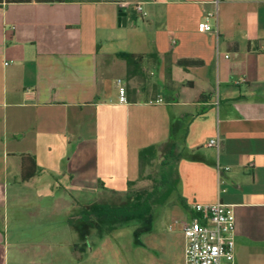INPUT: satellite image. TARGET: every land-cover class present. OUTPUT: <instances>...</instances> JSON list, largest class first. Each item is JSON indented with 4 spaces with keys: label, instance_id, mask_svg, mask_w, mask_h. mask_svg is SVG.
I'll return each instance as SVG.
<instances>
[{
    "label": "crops",
    "instance_id": "0c3cea01",
    "mask_svg": "<svg viewBox=\"0 0 264 264\" xmlns=\"http://www.w3.org/2000/svg\"><path fill=\"white\" fill-rule=\"evenodd\" d=\"M213 1L0 6V264L26 261L2 253L9 198L60 177L127 196L151 145L179 156L185 216L194 203L233 205L236 264H264V0ZM111 41L120 47L99 46ZM120 53L145 58L130 74Z\"/></svg>",
    "mask_w": 264,
    "mask_h": 264
},
{
    "label": "rangeland",
    "instance_id": "374dc122",
    "mask_svg": "<svg viewBox=\"0 0 264 264\" xmlns=\"http://www.w3.org/2000/svg\"><path fill=\"white\" fill-rule=\"evenodd\" d=\"M99 46L120 44L111 41ZM161 161L162 155L144 169L130 193L152 189L154 179H160ZM169 170L170 183L164 187L150 217L141 224H115V230L92 227L82 214L96 204L118 206L127 201V196L94 186L75 188L68 177L51 178L43 185V194L9 198L6 214L10 236L2 253L9 254L11 261L15 257L24 259L25 264H184L180 226L175 225L172 231L169 226L187 217L178 205L175 171Z\"/></svg>",
    "mask_w": 264,
    "mask_h": 264
},
{
    "label": "built area",
    "instance_id": "2783aa9c",
    "mask_svg": "<svg viewBox=\"0 0 264 264\" xmlns=\"http://www.w3.org/2000/svg\"><path fill=\"white\" fill-rule=\"evenodd\" d=\"M220 0L213 3L218 10ZM129 7V3H122ZM137 13L145 17L140 4L135 5ZM201 32L212 31L208 22L199 26ZM7 64V63H6ZM120 84L121 81L119 80ZM120 100L127 102L124 87H120ZM163 103L162 99L156 101ZM209 147L219 148V138L209 141ZM228 170L229 168H225ZM192 217L178 220L170 225L180 226L184 240V264H236V229L233 205L217 202L214 204L194 203L191 205Z\"/></svg>",
    "mask_w": 264,
    "mask_h": 264
},
{
    "label": "trees",
    "instance_id": "16d2710c",
    "mask_svg": "<svg viewBox=\"0 0 264 264\" xmlns=\"http://www.w3.org/2000/svg\"><path fill=\"white\" fill-rule=\"evenodd\" d=\"M66 0H0V6L3 4H17V3H56L65 2ZM122 13V11H121ZM119 57L123 58L128 66L130 74L132 73V68H135L141 64L144 60V55H136L132 53H120ZM185 68L190 66H198L201 64L199 61L193 60H183L180 62ZM204 99V97L202 98ZM168 148V150H166ZM162 154V171L160 174V179H154V184L151 190L141 189L134 193H130L131 187L136 183L131 182L129 192H127V201L118 205H100L96 204L92 206V209L86 210L82 214L84 221H90L92 227H99L103 231L115 230V224H124L125 226H130L132 224H141L145 222L151 215L152 209L156 204V201L161 197L164 192V187L167 186L170 181L168 177L169 169H174L176 163L179 160V156L176 154L174 148L170 145L163 147L151 145L142 149L139 152V163L141 168V176L144 169L151 165L154 160L159 158ZM34 161L30 156L23 157V181H28L32 177L27 176L25 171V166L27 161ZM176 175V171L174 172ZM177 177V175H176ZM177 184H178V179ZM161 194V195H160ZM93 222V223H92Z\"/></svg>",
    "mask_w": 264,
    "mask_h": 264
},
{
    "label": "water",
    "instance_id": "95a60500",
    "mask_svg": "<svg viewBox=\"0 0 264 264\" xmlns=\"http://www.w3.org/2000/svg\"><path fill=\"white\" fill-rule=\"evenodd\" d=\"M125 15V13H120V20H122V17Z\"/></svg>",
    "mask_w": 264,
    "mask_h": 264
}]
</instances>
